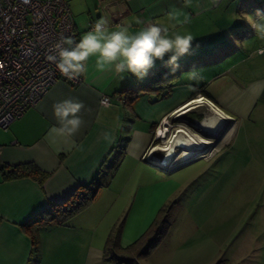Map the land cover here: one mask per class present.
Instances as JSON below:
<instances>
[{
    "label": "crops",
    "instance_id": "1",
    "mask_svg": "<svg viewBox=\"0 0 264 264\" xmlns=\"http://www.w3.org/2000/svg\"><path fill=\"white\" fill-rule=\"evenodd\" d=\"M67 2L78 41L90 30L88 26L101 18L108 21L109 30L123 26L131 34L149 24H159L170 35L190 32L194 37L191 50L180 58L176 73L181 79L185 68H202L203 76L198 80L204 82L202 86L208 94L196 92L192 84L183 81L175 83L169 98L157 100L158 93L144 92L128 104L127 94H123L125 89L146 85L169 70L159 61L146 78L137 80L131 74L122 78L111 68L98 70L95 58H89L81 75L82 83L61 79L51 85L36 105L0 131V264H116L104 257L108 234L100 228L126 191L124 184L129 187L125 206L140 192L138 199L142 202L138 206L147 210L146 197L150 199L159 193V189H151L144 177H138L131 170V166L143 168L140 162L154 137V125L198 96L210 99L224 113L225 107L245 116L256 97L250 92V86L264 82V74L247 68L254 58L264 65V54H258L264 49V39L256 36L255 30L240 16L244 13L257 18V10L264 14V0ZM250 42L255 43L247 45ZM190 60L193 66L189 65ZM218 66L225 68L217 71ZM239 82L247 85L242 87ZM104 95L111 98V105H101ZM66 99L84 105L79 113L83 123L70 141L61 137L54 139L51 134V129L58 126L53 105ZM116 147L117 155L113 153ZM25 164H34L43 175L7 177L1 169ZM96 179L102 184L96 199L67 224L41 228L35 246L27 224L48 211L53 203L64 201L80 184ZM135 202L136 199L132 205ZM101 208L105 210L99 213ZM117 215L114 214L115 225L124 218L122 213L118 218Z\"/></svg>",
    "mask_w": 264,
    "mask_h": 264
},
{
    "label": "rangeland",
    "instance_id": "2",
    "mask_svg": "<svg viewBox=\"0 0 264 264\" xmlns=\"http://www.w3.org/2000/svg\"><path fill=\"white\" fill-rule=\"evenodd\" d=\"M258 61L257 58L249 61L247 68L264 74V65ZM193 63L189 61V65ZM224 68L218 66L217 71ZM190 70H182L183 77L175 83L188 82L197 89L204 84L198 80L203 76L202 68L192 70L195 73L191 75ZM238 84L244 87L247 82ZM201 98L203 103H190ZM212 102L204 96L194 97L186 101L184 105L189 107L182 113H177V108L160 119L145 152L147 159L140 162L144 169L131 166L138 177H144L149 187L159 189V193L150 199L146 197L147 210L138 206L142 202L140 192L125 206L129 195L126 183L123 185L126 191L103 221L100 229L108 235L111 228L122 226L120 244L126 247L146 233L165 208L164 216L158 220L167 225V231L150 254L139 256L143 245L128 253L139 264H264V94L255 97L245 116L225 107L224 114ZM215 114L220 115L222 122L210 128L205 126L204 122L210 123ZM158 132L164 134L157 136ZM191 134L208 144L198 146L193 155L181 160L182 149L190 142ZM118 152L116 147L113 153ZM153 157L164 160L157 166ZM120 213L124 218L115 225L114 214L118 218Z\"/></svg>",
    "mask_w": 264,
    "mask_h": 264
},
{
    "label": "built area",
    "instance_id": "3",
    "mask_svg": "<svg viewBox=\"0 0 264 264\" xmlns=\"http://www.w3.org/2000/svg\"><path fill=\"white\" fill-rule=\"evenodd\" d=\"M77 36L67 0H0V128L36 105L56 81L82 83L81 75L68 79L48 59L58 42ZM100 103L109 106L111 98L104 95Z\"/></svg>",
    "mask_w": 264,
    "mask_h": 264
},
{
    "label": "clouds",
    "instance_id": "4",
    "mask_svg": "<svg viewBox=\"0 0 264 264\" xmlns=\"http://www.w3.org/2000/svg\"><path fill=\"white\" fill-rule=\"evenodd\" d=\"M240 16L251 25L256 36L264 39V14L260 10L256 11L257 18L244 13ZM107 24L108 21L101 18L79 41L71 37L64 38L55 45L56 53L48 59L68 79L82 75L86 71L89 58H95L98 70L111 68L115 73L121 74L122 78L131 74L137 80H143L157 61L171 73H175L180 68V58L190 52L194 39L187 31L170 35L168 29L159 24L146 25L135 34L129 33L127 27L123 26L109 30ZM258 54H264V49H260ZM191 73L194 74L195 71ZM250 92L255 96L264 94V82L251 85ZM83 107L82 102L73 99L53 105V115L58 125L51 129L54 139H72L83 123L79 115Z\"/></svg>",
    "mask_w": 264,
    "mask_h": 264
},
{
    "label": "trees",
    "instance_id": "5",
    "mask_svg": "<svg viewBox=\"0 0 264 264\" xmlns=\"http://www.w3.org/2000/svg\"><path fill=\"white\" fill-rule=\"evenodd\" d=\"M76 41H78V36ZM177 78L178 74L176 72L171 73L169 70H165L161 72L159 77L153 79L146 85L127 88L123 91V94H127V103L130 105L144 92L158 93L157 100L169 98L172 95ZM197 91L208 94L203 86L197 87L196 92ZM156 125L157 124L154 125V129ZM1 169L7 177H17L25 174L43 175V173H40L39 169L34 164L19 165L9 169L1 167ZM101 187L102 184L97 179L91 183L80 184L64 201L53 203L48 211L39 215L32 223H28L27 227L28 231L31 232L33 244L35 246L37 245L38 231L41 228L53 224H67L74 216L87 208L96 199ZM165 212V208H162L150 229L137 239L136 242L126 247H123L120 244L119 235L121 233L120 229L122 226L119 225L112 228L106 239L104 247V257L106 261L116 264H139V262L135 259V256L130 254L128 255V253H130L131 250L136 248L138 249L141 245H143L139 256L141 254L144 256H148L150 254L151 250L157 245L167 231V225H164V222L162 223L163 225H161L160 221L162 220H158L160 216H164L163 214ZM146 237H148V239L145 240Z\"/></svg>",
    "mask_w": 264,
    "mask_h": 264
},
{
    "label": "bare ground",
    "instance_id": "6",
    "mask_svg": "<svg viewBox=\"0 0 264 264\" xmlns=\"http://www.w3.org/2000/svg\"><path fill=\"white\" fill-rule=\"evenodd\" d=\"M220 115H217L215 114L214 116L211 117V122L210 123H207V122H204V125L205 126H208L209 128L210 127H214L215 126V123L216 124H219L218 122L222 120L220 119L219 117ZM222 124V123H221ZM220 124V125H221ZM194 137V138H193ZM198 139L195 138V136L193 134H191L190 136V142L188 143L187 146H185V148H183L182 150L183 151V154H182V158L181 160L185 157H190L191 155L194 154V151L198 148V146H202V145H205V144H208V142H206L203 138L201 137H198ZM182 152V151H181ZM180 161V160H179Z\"/></svg>",
    "mask_w": 264,
    "mask_h": 264
},
{
    "label": "snow or ice",
    "instance_id": "7",
    "mask_svg": "<svg viewBox=\"0 0 264 264\" xmlns=\"http://www.w3.org/2000/svg\"><path fill=\"white\" fill-rule=\"evenodd\" d=\"M203 102H204L203 98H201L199 101H190V103H191L192 105H195V104H197V103H203ZM188 107H189V105H184L183 108H178V109H177V113H182L185 109H188ZM177 113H174L173 115H176ZM222 114H223V113H222ZM165 131H166V130H165ZM163 134H164L163 132H158V133H157V136H162ZM179 142H180V141H177V143H179ZM152 151L155 152L156 149L153 148ZM165 151H167V150H165ZM153 158L157 161V166H160L161 162L164 160L163 157H153Z\"/></svg>",
    "mask_w": 264,
    "mask_h": 264
}]
</instances>
